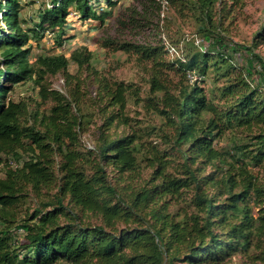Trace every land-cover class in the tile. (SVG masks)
<instances>
[{
    "label": "trees",
    "instance_id": "obj_1",
    "mask_svg": "<svg viewBox=\"0 0 264 264\" xmlns=\"http://www.w3.org/2000/svg\"><path fill=\"white\" fill-rule=\"evenodd\" d=\"M242 1L166 0L181 18L196 21L209 44L206 50L194 46L183 51L178 64L168 63L162 39L151 48L126 46V52L151 65L160 77L173 70L183 72L184 79L189 71L205 78L212 69L227 79L216 94L223 107L215 104L200 82L182 83L173 92L158 78L150 81L152 90L163 94L156 111L171 120L167 143L183 161V176L170 181L166 157L155 149L150 158L152 180L141 176L136 134L117 138L108 134L116 121L126 124L123 86L100 82L107 118L95 149L82 142L77 90L70 96L38 85L39 101L12 98L14 89L33 81L36 73L30 61L31 41L40 44L51 30L56 45L62 47L72 13L81 21L104 24L111 13L103 4L108 8L116 2L53 0L51 8L39 13V22L25 29L20 1L0 0V264H10L13 232L24 241L16 264L216 263L246 252L255 238L264 237V182L252 171L264 168V61L254 54L262 70L247 69L232 78V70L238 69L232 53L237 51L221 30L229 2ZM257 35L258 42L264 39V24ZM38 61L54 75L69 62L89 67L92 55L84 46L69 59L40 55ZM46 101L54 104L41 109ZM232 130H243L246 139L235 143L230 152L220 150L219 141ZM209 168L212 172L206 174ZM52 192L49 202L18 219L15 208L21 203L32 195ZM183 192L192 195L191 225L186 220L175 222L164 202L167 196ZM66 199L102 224L84 223L78 212L65 206Z\"/></svg>",
    "mask_w": 264,
    "mask_h": 264
},
{
    "label": "rangeland",
    "instance_id": "obj_2",
    "mask_svg": "<svg viewBox=\"0 0 264 264\" xmlns=\"http://www.w3.org/2000/svg\"><path fill=\"white\" fill-rule=\"evenodd\" d=\"M19 1L22 7V17L26 20L25 29L34 27L39 22V13L53 6V0ZM114 1L116 5L112 7L109 5L107 8L105 7L107 5L103 4V8L111 13L104 24L97 21H81L79 16L72 13L68 21L65 43L62 47L56 45V36L51 30L45 32L40 44L36 43L35 39L31 41L33 51L30 61L34 65L36 73L31 77L33 81L28 80L14 89L12 98L19 100L31 97L39 101L38 85L58 90L70 96L73 91L77 90L81 101L80 106L77 107V113L82 122V142L87 149H95L100 146V132L107 118V114L102 111L106 105L101 99L103 90L100 82L123 86L127 98L124 117L126 124L116 121L108 134L113 138L124 137L131 133L137 135L138 171L145 180H152L154 168H150V158L153 157V149L157 150L159 156L166 157L167 178L170 181L178 180L183 176L180 171L183 161L167 143L166 133L170 135L172 132L171 120L160 111H156V106L160 104L163 94L153 91L150 81L153 78H158L161 84L164 83V86L173 92L177 91L182 83L192 86L200 82L215 104L223 107L224 101L221 100L220 95L216 94L218 88L227 83V79L212 69L209 70L205 78L198 72L189 71L184 79L183 72L173 70L166 73L165 77H160L151 68V65L143 62L136 54L126 52V46L143 45L151 48L158 44V40L162 39L167 47L168 63L170 65L178 64L184 58L183 51H191L194 46L208 49L209 44L200 33L199 25L190 16L181 18L166 0ZM228 6L229 14H226L227 18L221 30L226 36L229 46H233L232 48L237 51L232 53L233 63L238 68L232 70V78L241 73L246 74L247 69H251L253 72L261 71L260 62L254 57V54L260 56L264 61V39L258 42L257 35L264 24V0H243L239 5H232L229 2ZM84 46L92 55L89 67L79 68L69 62L65 69H60L52 75L43 70L39 64L38 57L40 55H63L69 59L75 50ZM248 49H251V52ZM195 77L198 79H194ZM257 78V73H254V79ZM53 104L51 101L42 102L41 109L48 110ZM246 136L247 134L243 130L227 131L217 146L222 151L230 152L233 145L239 140L244 141ZM7 164L8 161L4 163L5 166L2 167V170L7 167ZM108 171L112 174L111 170ZM252 171L260 179V182H264V168L256 167ZM210 172H212L211 168L206 171V174ZM3 176L2 174L1 177ZM54 194L52 192L44 194L42 197L30 196L27 201L15 208L18 219H22L26 214H32L36 208L49 202ZM191 197L192 195L183 192L175 193L164 199L165 206L175 222L181 223L186 220L189 225L192 224L191 218L195 216V213L190 204ZM65 206L78 212L81 220L86 224H102L96 216L80 212L69 202V199H66ZM62 222H66L65 218ZM120 227L124 226L120 225ZM12 234L15 242L12 243L14 247L11 244L13 254L10 257V264H16V255L20 254L19 244L24 241L22 236H18L14 232ZM176 264H181V262H176ZM205 264H264V237L255 238L246 252L235 254L221 262L207 261Z\"/></svg>",
    "mask_w": 264,
    "mask_h": 264
},
{
    "label": "built area",
    "instance_id": "obj_3",
    "mask_svg": "<svg viewBox=\"0 0 264 264\" xmlns=\"http://www.w3.org/2000/svg\"><path fill=\"white\" fill-rule=\"evenodd\" d=\"M194 79H196V80H197L198 78H197V77H195ZM90 149H91V148H90Z\"/></svg>",
    "mask_w": 264,
    "mask_h": 264
}]
</instances>
